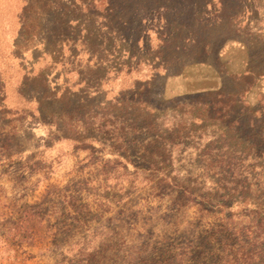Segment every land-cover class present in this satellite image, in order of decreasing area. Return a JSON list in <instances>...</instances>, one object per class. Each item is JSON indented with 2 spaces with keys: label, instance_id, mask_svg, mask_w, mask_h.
I'll list each match as a JSON object with an SVG mask.
<instances>
[{
  "label": "rangeland",
  "instance_id": "obj_1",
  "mask_svg": "<svg viewBox=\"0 0 264 264\" xmlns=\"http://www.w3.org/2000/svg\"><path fill=\"white\" fill-rule=\"evenodd\" d=\"M0 264H264V0H0Z\"/></svg>",
  "mask_w": 264,
  "mask_h": 264
},
{
  "label": "trees",
  "instance_id": "obj_2",
  "mask_svg": "<svg viewBox=\"0 0 264 264\" xmlns=\"http://www.w3.org/2000/svg\"><path fill=\"white\" fill-rule=\"evenodd\" d=\"M2 85H0V87H1Z\"/></svg>",
  "mask_w": 264,
  "mask_h": 264
}]
</instances>
